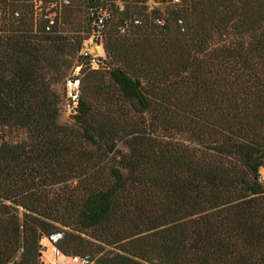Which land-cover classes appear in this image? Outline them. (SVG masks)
Returning <instances> with one entry per match:
<instances>
[{
  "label": "trees",
  "instance_id": "1",
  "mask_svg": "<svg viewBox=\"0 0 264 264\" xmlns=\"http://www.w3.org/2000/svg\"><path fill=\"white\" fill-rule=\"evenodd\" d=\"M147 2L0 0V264H264V0Z\"/></svg>",
  "mask_w": 264,
  "mask_h": 264
},
{
  "label": "rangeland",
  "instance_id": "2",
  "mask_svg": "<svg viewBox=\"0 0 264 264\" xmlns=\"http://www.w3.org/2000/svg\"><path fill=\"white\" fill-rule=\"evenodd\" d=\"M69 1H74L77 4H79L80 7L77 12V18L82 19L87 15L88 10L84 6L83 0H69ZM175 1V0H174ZM119 3V2H118ZM161 0H148L147 6L149 10L155 7L161 6ZM97 42V39L93 36H90L89 39L84 41V47L88 49L90 53H92L95 56H99L100 58L104 57V52L102 48V43ZM79 67L76 68L74 75L78 74ZM72 85V86H71ZM72 90H73V83L69 82L67 83V97L65 99L63 109L61 112V117L60 121L62 123L67 122L70 119V116L73 112L72 106L70 104L69 98H71L72 95ZM25 137V134L20 132V131H8L4 130L2 131L0 129V142L2 139L8 140V141H18L21 140ZM264 173V168L260 170V174ZM42 244L45 246L43 250V256H42V261L43 263L46 261H50L53 264H81V263H74L70 257H65L63 255L56 257L51 250L50 244L46 242V240L42 241Z\"/></svg>",
  "mask_w": 264,
  "mask_h": 264
},
{
  "label": "built area",
  "instance_id": "3",
  "mask_svg": "<svg viewBox=\"0 0 264 264\" xmlns=\"http://www.w3.org/2000/svg\"><path fill=\"white\" fill-rule=\"evenodd\" d=\"M177 1V0H175ZM59 4L60 5H66L68 4V0H58ZM16 16L18 14H15ZM106 21H107V14L105 12H99L98 13V16H97V19H96V23H95V28H96V38L100 37L101 34L104 33L105 31V27H106ZM50 24L53 23V19H50ZM137 23V22H136ZM122 32H124V29L121 30ZM80 55L84 58H87V60L89 61V63L92 65L93 68L97 67V62H98V57L93 55L92 53H90L88 51L87 48H83L80 52ZM71 82V81H69ZM73 90H72V95H71V101H72V110L74 109L75 105H76V100H77V96H78V81H73ZM72 86V85H71ZM261 178L264 180V173L261 174ZM57 236V237H56ZM55 237H53V240L55 241L57 238H58V235H56ZM45 247V246H44ZM50 247H51V250H52V253L58 257V256H61V252L55 248L54 246H52L50 244ZM72 259V261L74 263H81L83 264L80 259L76 256L74 257H70Z\"/></svg>",
  "mask_w": 264,
  "mask_h": 264
},
{
  "label": "crops",
  "instance_id": "4",
  "mask_svg": "<svg viewBox=\"0 0 264 264\" xmlns=\"http://www.w3.org/2000/svg\"><path fill=\"white\" fill-rule=\"evenodd\" d=\"M44 264H53V263H51L50 261L47 262L45 261Z\"/></svg>",
  "mask_w": 264,
  "mask_h": 264
},
{
  "label": "water",
  "instance_id": "5",
  "mask_svg": "<svg viewBox=\"0 0 264 264\" xmlns=\"http://www.w3.org/2000/svg\"><path fill=\"white\" fill-rule=\"evenodd\" d=\"M57 237V236H56Z\"/></svg>",
  "mask_w": 264,
  "mask_h": 264
}]
</instances>
